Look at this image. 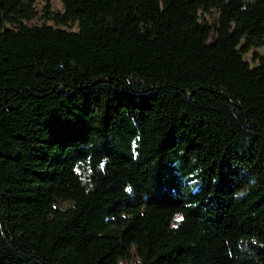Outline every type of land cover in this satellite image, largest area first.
Listing matches in <instances>:
<instances>
[{"label":"trees","instance_id":"obj_1","mask_svg":"<svg viewBox=\"0 0 264 264\" xmlns=\"http://www.w3.org/2000/svg\"><path fill=\"white\" fill-rule=\"evenodd\" d=\"M34 1L0 0V264H264V0Z\"/></svg>","mask_w":264,"mask_h":264},{"label":"rangeland","instance_id":"obj_2","mask_svg":"<svg viewBox=\"0 0 264 264\" xmlns=\"http://www.w3.org/2000/svg\"><path fill=\"white\" fill-rule=\"evenodd\" d=\"M48 4V11L49 15L54 13H62L63 12V5L59 0H35L32 3V7L34 10V16L30 20H23L26 24H51L58 27H65L67 29H76V22L69 21L67 24H55V22L48 18L46 15L44 8ZM204 17L208 20L209 23H213L217 14L215 12L205 14ZM253 50L257 51L258 53H263L264 49L262 47L253 48L252 50L248 51L243 55L244 60H246L251 66L256 65L257 61L253 59Z\"/></svg>","mask_w":264,"mask_h":264}]
</instances>
